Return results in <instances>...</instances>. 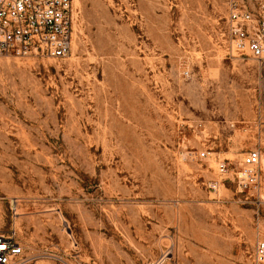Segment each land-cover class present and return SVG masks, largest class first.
Returning a JSON list of instances; mask_svg holds the SVG:
<instances>
[{
  "label": "rangeland",
  "instance_id": "obj_1",
  "mask_svg": "<svg viewBox=\"0 0 264 264\" xmlns=\"http://www.w3.org/2000/svg\"><path fill=\"white\" fill-rule=\"evenodd\" d=\"M232 1L259 4L74 0L69 57H0V233L22 264H253L264 74L228 54Z\"/></svg>",
  "mask_w": 264,
  "mask_h": 264
},
{
  "label": "built area",
  "instance_id": "obj_2",
  "mask_svg": "<svg viewBox=\"0 0 264 264\" xmlns=\"http://www.w3.org/2000/svg\"><path fill=\"white\" fill-rule=\"evenodd\" d=\"M78 22L74 0H0V57L65 59L73 51ZM226 41L229 55L252 57L264 74V0L254 8L232 1ZM262 158L256 148L243 156L241 167L234 173L238 190L259 191ZM228 171L225 162L219 163L221 174ZM23 252L14 234L0 233V264H22ZM253 264H264L262 238L256 241Z\"/></svg>",
  "mask_w": 264,
  "mask_h": 264
},
{
  "label": "bare ground",
  "instance_id": "obj_3",
  "mask_svg": "<svg viewBox=\"0 0 264 264\" xmlns=\"http://www.w3.org/2000/svg\"><path fill=\"white\" fill-rule=\"evenodd\" d=\"M14 201V200H13Z\"/></svg>",
  "mask_w": 264,
  "mask_h": 264
}]
</instances>
